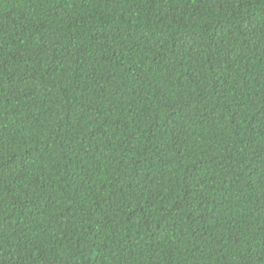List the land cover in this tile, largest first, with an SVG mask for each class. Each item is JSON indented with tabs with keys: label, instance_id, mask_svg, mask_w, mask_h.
Masks as SVG:
<instances>
[{
	"label": "trees",
	"instance_id": "obj_1",
	"mask_svg": "<svg viewBox=\"0 0 264 264\" xmlns=\"http://www.w3.org/2000/svg\"><path fill=\"white\" fill-rule=\"evenodd\" d=\"M0 264H264V0H0Z\"/></svg>",
	"mask_w": 264,
	"mask_h": 264
}]
</instances>
